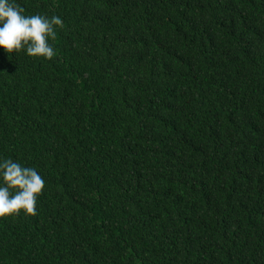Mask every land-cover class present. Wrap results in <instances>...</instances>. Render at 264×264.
<instances>
[{"label":"trees","instance_id":"trees-1","mask_svg":"<svg viewBox=\"0 0 264 264\" xmlns=\"http://www.w3.org/2000/svg\"><path fill=\"white\" fill-rule=\"evenodd\" d=\"M0 264H264V0H0Z\"/></svg>","mask_w":264,"mask_h":264}]
</instances>
